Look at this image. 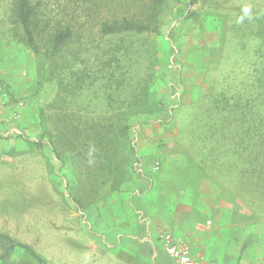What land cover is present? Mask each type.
<instances>
[{
	"label": "rangeland",
	"instance_id": "obj_1",
	"mask_svg": "<svg viewBox=\"0 0 264 264\" xmlns=\"http://www.w3.org/2000/svg\"><path fill=\"white\" fill-rule=\"evenodd\" d=\"M81 1L33 0L46 6L42 17L53 27L83 25L67 57L43 66L24 40L16 0H0V233L47 264H176L152 243L148 223L165 213L163 220L173 213L192 222L196 213L198 236L188 222L182 227L198 242L202 264H264V127L255 133V120L232 106L253 94L252 31L264 0H166L160 34L127 40L128 63L111 67L103 61L123 44L103 38L99 25L122 8ZM39 43L44 49L48 40ZM113 72L127 73L121 88L112 86ZM57 97H81L69 111L96 119L117 113L103 97H150L113 148L124 172L117 187L96 155L86 168L67 151L58 157L52 138L60 112L50 110ZM19 262H29L21 249L11 258Z\"/></svg>",
	"mask_w": 264,
	"mask_h": 264
},
{
	"label": "trees",
	"instance_id": "obj_2",
	"mask_svg": "<svg viewBox=\"0 0 264 264\" xmlns=\"http://www.w3.org/2000/svg\"><path fill=\"white\" fill-rule=\"evenodd\" d=\"M93 1L95 0H82L81 2L89 3ZM105 1H111L112 4L118 5L119 8L121 7L122 14L104 19L99 25V30L103 38L118 39V41H122L123 46L119 48L116 46L113 49L114 52L107 55L108 58L103 61L105 63L104 67H111L114 63L120 66L123 63H128L133 53L130 47H124L127 40L134 38L146 39L147 37L160 34L163 27L167 1L135 0L133 3L136 8H133V11L127 1ZM97 5L95 2L94 6ZM44 7L46 8L40 2L35 5L33 0H16V16L27 46L38 57L42 56L43 66L44 64L53 66V64L61 62V59L67 57L65 50L75 40L79 42L83 40V37L80 35L83 25L80 21L71 19L67 24L61 25V23H58L57 28L53 27L48 17H42ZM65 11L66 9L62 12L64 13ZM254 23L257 28L252 31V39L258 42L255 51L258 67L254 71L256 76L255 82L252 85L253 94L247 98L243 96L235 98L232 106L236 111H242V119L250 116L255 120L251 125H254L251 130L257 133L258 130L264 127V12L259 13ZM43 37L48 40L44 49L39 43V41L42 42ZM243 48H247L246 44L243 45ZM62 63L68 65L65 62ZM111 77L114 79L112 86L116 89L124 86L128 80L127 73L124 72L120 73L118 77L113 72ZM103 98L106 100L105 107L109 111L115 103L117 104V113L115 116L113 114H107L103 118L96 119L79 113L81 111L73 113L69 111V108L73 106L74 102H79L81 97H57V108L51 106L50 110L51 108L59 110L61 126L56 129V135L52 138V146L59 158H61V152L67 151L71 154L73 163L84 168L92 166L93 156L96 155L97 158L106 162V169L110 176L112 177L113 175L114 179L117 180V184L115 185L117 187L119 184L118 177L124 172L117 165L116 156H113V148H116V143L129 131V118L145 112L151 104V101L150 97H124L120 101H117L114 97ZM93 100H95L94 97L89 100V103L85 106L86 109L93 107ZM77 106L83 107L81 102ZM58 110L56 111L58 112ZM41 116L44 120L47 119L45 112H42ZM259 133H262V130ZM236 147L238 149L241 148L239 141L236 143ZM103 150L105 157H101L103 156L101 155ZM256 153L254 152V154ZM257 160L256 158L255 161ZM74 202L82 208L86 206L82 205V201L79 199H74ZM91 204L89 203V205ZM248 245L249 243L245 245L244 250ZM0 248L4 249V252L0 255V264H13L11 263V258L17 249L23 250L25 256L28 258V264H47L33 248L29 245L17 243L9 235L0 233ZM18 264L26 263L19 262Z\"/></svg>",
	"mask_w": 264,
	"mask_h": 264
},
{
	"label": "crops",
	"instance_id": "obj_3",
	"mask_svg": "<svg viewBox=\"0 0 264 264\" xmlns=\"http://www.w3.org/2000/svg\"><path fill=\"white\" fill-rule=\"evenodd\" d=\"M145 183L149 185V190L152 191V184H151V181H145ZM187 195L189 197H193V191H187ZM189 208V207H188ZM191 210H189L188 212H191L193 210V208H190ZM188 212H184V213H188ZM149 214V212H148ZM189 214V213H188ZM193 214V212L191 213ZM194 216V219H192L193 221L192 222H188L187 220L185 221V218H186V215L184 214H181L179 217L178 216H174L173 213L170 214L169 216V220H163L165 219L166 217V213L163 215V216H156L158 220L154 219V222L153 223H148V227H150V235L152 237V243L154 244V241L158 235V231L161 229V228H167V229H170L176 236L178 237H182V236H185L186 238H188V240L190 241L191 245H192V253L194 256H198V242L193 245L189 236L191 235L190 232H185V230L183 229L182 227V220L185 221V222H188V225H190L192 231L194 232L195 235L198 236V216H196V213L193 214ZM163 217V218H162ZM164 224V225H163ZM188 236H187V235ZM156 256H158V253H155Z\"/></svg>",
	"mask_w": 264,
	"mask_h": 264
},
{
	"label": "built area",
	"instance_id": "obj_4",
	"mask_svg": "<svg viewBox=\"0 0 264 264\" xmlns=\"http://www.w3.org/2000/svg\"><path fill=\"white\" fill-rule=\"evenodd\" d=\"M163 250L176 264H202L192 253V245L185 236L178 237L170 229L161 228L156 237Z\"/></svg>",
	"mask_w": 264,
	"mask_h": 264
}]
</instances>
